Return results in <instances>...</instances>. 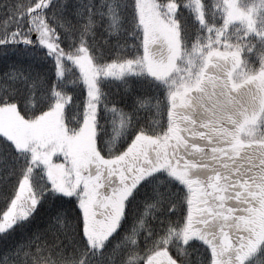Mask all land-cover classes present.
Instances as JSON below:
<instances>
[{
	"label": "snow or ice",
	"instance_id": "obj_1",
	"mask_svg": "<svg viewBox=\"0 0 264 264\" xmlns=\"http://www.w3.org/2000/svg\"><path fill=\"white\" fill-rule=\"evenodd\" d=\"M223 9L0 0V116L25 129L58 120L74 138L0 133V264H264V217L242 191L254 178L232 176L220 149L193 157L203 149L185 139L170 77L149 67L227 40ZM248 43L264 68V30Z\"/></svg>",
	"mask_w": 264,
	"mask_h": 264
},
{
	"label": "rangeland",
	"instance_id": "obj_2",
	"mask_svg": "<svg viewBox=\"0 0 264 264\" xmlns=\"http://www.w3.org/2000/svg\"><path fill=\"white\" fill-rule=\"evenodd\" d=\"M193 2L197 5V7L199 6V0H193ZM223 5L224 28L232 26L238 28L240 31L247 29V33L250 32L255 35L256 29L264 30V2H259L250 6L245 9V11L242 8L240 9L238 0H223ZM154 30L158 32L161 41L166 42L170 39V37L159 26H154ZM225 56V59H221L215 57V54H213L206 58H202L203 56L196 54L191 57V64L187 61L180 64L177 63L176 60L170 62L164 60V62H160L163 65L168 63L169 67L158 63L159 61L152 62L150 60L149 67L150 70L158 77H170V83L173 85L174 89L173 95L180 101L183 97L185 98L186 95L196 92V89L199 87L201 82L207 79L204 87L213 88L216 99V101H210V105H213V102H217V104L228 103L227 106L219 105L216 108V112H212L210 111L212 108L209 109L206 107L203 110L195 109L194 112L189 111L187 113L186 111L178 108L175 100L176 107L174 111L181 127L187 128L184 136L188 143L193 149H196L197 147L203 149V152L194 151L193 157L201 164L211 163L204 158L209 149L215 148L222 150V152L218 153L220 155V160L222 163H228L232 176L246 174L254 179L255 177H258L257 183L253 184V181L251 179L249 180V185L252 188L251 191H248V189L243 190L246 191L247 195L251 199L260 202V199L262 198L261 193L264 191V187L261 185L263 182L262 175H264V172L258 175L259 173H256V167L263 165L264 162V140L258 138L257 126L264 107V72H260V74L253 76H247L240 68L239 57L237 54ZM212 58H216V64L220 65L223 69L229 65L227 71L228 83L225 81V77H220V75L223 74L220 69L217 70L215 68H210L209 72H207V68L209 66L208 64ZM216 72L218 75L215 74ZM228 84L233 90H237L242 84L238 90L239 95L230 97L223 92L222 87L227 88ZM187 99L186 104L189 105L190 100L189 98ZM233 102L240 104V111H238V114H244V119L243 117L238 118L237 120L234 119L237 115H235L234 106L232 104H238ZM209 114L211 115L210 117L208 116ZM253 117L254 119H252ZM225 119L230 122L229 132L231 133L228 134L227 137L219 136L222 132H215L219 130V126L222 127L220 131L228 128V123L224 122ZM24 131H28L29 134L33 136L46 137L47 141L50 143H61L74 139L72 137H68L63 132V125L58 120L50 121L40 127L25 129L22 125L18 124L11 118L6 120L3 116H0V133L10 135L15 132L23 133ZM242 133L246 134L244 137L249 139L247 144L241 140L240 136ZM71 148L74 153H78L80 151L79 144L73 143ZM243 151L245 153L246 151L251 153V155H247L245 158L246 167L241 168V160H236V166L231 167L232 155H239ZM237 169H239V172H237ZM254 170L256 171L252 172ZM196 171L201 175H206L208 169L199 167ZM221 171H224V169L221 168ZM252 173H254V176L251 175ZM257 198L260 199L258 200ZM233 204L237 207L243 206V204H236L235 201H233ZM258 204L259 207L256 215L258 216L259 214V217L257 219L263 217L264 215V211H259L261 202Z\"/></svg>",
	"mask_w": 264,
	"mask_h": 264
},
{
	"label": "trees",
	"instance_id": "obj_3",
	"mask_svg": "<svg viewBox=\"0 0 264 264\" xmlns=\"http://www.w3.org/2000/svg\"><path fill=\"white\" fill-rule=\"evenodd\" d=\"M259 1H261V0H238V4H239L240 9L242 8L245 11V9H247L250 6H253L254 4H256ZM221 2L223 3V0H221ZM222 23H223V18H222ZM236 30H239V29L235 28V27H232V26L229 27V28H224V33H225V35L227 37V40L220 39V43L217 45L215 43V39L216 38L214 37L213 38V47H212L211 52H213V54H218V57L221 58V59H224V56L226 54L228 56L232 55V54H238L239 55V59H240L241 67L243 68V70H244V72L246 74H258L260 72H264V68L261 67V57L257 53L253 52L252 47L248 43L249 40H254L255 35L251 34L250 32L249 33H247V32L245 33V31L237 32ZM238 36L246 37V39L241 41V40L238 39ZM169 40H167L166 42H163L160 39V41L156 42V48L158 49V51L160 53H164V51L170 46ZM226 43H229L232 46H234L231 51L225 52V44ZM160 46H161V48H160ZM235 46H239V50L238 51H237ZM217 49H219V51H217ZM208 53H210V52L206 51V54H208ZM178 54L181 57H183V58L186 57V56H183L180 53H178ZM206 54H204V55H206ZM160 64H162V63H160ZM163 66H166V67L168 66L169 67L168 63L164 64ZM219 67H220V65H219ZM225 68L228 69V66L225 67ZM202 93H203L202 96H200V94L195 96V99H198V102H197L198 106H200L201 103L203 102L204 96L208 100L214 99V97H215L214 89L211 88V87L202 89ZM232 105L234 106L235 115H236L239 105H234V104H232ZM242 115H244V114L239 113L236 118H241ZM228 124H230V122H228ZM227 127L228 128H225L222 131V134H219V136L227 137L228 134L231 133V132H229L230 125H228ZM259 135L261 137L264 136V117H263L262 122L260 123ZM240 137H238V138H240ZM4 207L5 206H4L3 202H0V209H3Z\"/></svg>",
	"mask_w": 264,
	"mask_h": 264
}]
</instances>
